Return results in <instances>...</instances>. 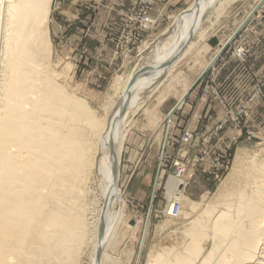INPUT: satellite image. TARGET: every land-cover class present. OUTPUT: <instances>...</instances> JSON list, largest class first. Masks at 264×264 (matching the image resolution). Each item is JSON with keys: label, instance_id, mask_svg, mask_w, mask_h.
<instances>
[{"label": "bare ground", "instance_id": "6f19581e", "mask_svg": "<svg viewBox=\"0 0 264 264\" xmlns=\"http://www.w3.org/2000/svg\"><path fill=\"white\" fill-rule=\"evenodd\" d=\"M235 1L193 0L174 16L151 65L136 79L117 78L116 98L99 116L50 67L52 0H0V264H81L89 249V264H105L108 257L120 264L109 248L125 213L119 179L134 123L130 114L149 91L160 98L172 89L168 83L181 84V74L172 73L192 48V37L205 36L204 18ZM193 84L184 80L175 88L179 106ZM150 118L166 122L162 132L172 125L157 110ZM261 152L250 156L240 148L232 173L209 201L196 202L177 189L171 202L180 205L178 214L185 212L183 201L197 213L180 245L151 253L148 264H264Z\"/></svg>", "mask_w": 264, "mask_h": 264}, {"label": "rangeland", "instance_id": "374dc122", "mask_svg": "<svg viewBox=\"0 0 264 264\" xmlns=\"http://www.w3.org/2000/svg\"><path fill=\"white\" fill-rule=\"evenodd\" d=\"M134 1L108 0V3L116 5L119 10L129 5L125 11H121L123 24L119 33L115 36L108 35V38L113 43L114 50V61L111 67L114 70L109 72H102V69H104L102 66L105 63L101 61L98 56L99 51L96 49L99 46L96 44V37L99 32L92 23V17L97 11L96 8L99 4H106L105 0H52L51 3L48 16L51 44L50 67L59 73V80L69 89L68 91L74 96L84 99L86 104L99 116L106 115L105 105L109 103V98H116L115 80L127 76L136 79L138 75L148 69L153 61L158 43L164 40L168 31L173 27L174 16L187 8L193 0L177 2V6H175L176 1L172 2V5L175 6L173 8L175 11H171V13L165 15V21L159 27L155 23L157 22V18H154L152 12L154 23L144 33L143 41L136 45L131 44L132 52L129 55H124L120 53L121 48L125 47L126 44L122 31L128 22V16L130 15ZM258 1L236 0L222 14L214 12V15L210 14L211 17L207 15L202 22L201 28V32L204 31L205 36L202 38L201 33H196L192 37V48L177 63L172 73L173 75L181 74L179 76L181 84L168 83L167 86H173L172 89L167 94L161 95L160 98H158V91H149L144 95L141 107L135 113L130 114L134 123L128 131L122 154L119 179L120 195L125 202V213L115 239V245L109 248L111 257L120 259V264H148L151 253H157L165 248H177L180 245L183 240V230L188 227L189 222L197 212H191L188 202L183 201L182 205L185 212L177 216L171 213L174 206L172 205L171 198L177 189L182 190L183 195L196 202L209 201L222 182L232 173L235 156L240 148L247 149L250 156L261 151V154L264 153V60H261L260 66L255 67L250 65L255 71L260 68V75L259 77L255 76L256 79L252 91L237 107H233L227 102L217 84L222 71L229 64L231 57H235L241 62H246L252 53L256 51H261L262 53L263 51L264 0L257 8ZM157 2L158 0H155L153 11L157 9ZM165 2L170 3L171 1L165 0ZM250 12L252 13L249 16ZM251 36L252 41L250 42L249 38ZM232 37L233 39L229 42L223 54L220 55L212 66L215 70H212L211 67L209 69L210 72L208 71L202 77L200 83H198L201 87V97H214L223 105L222 118L215 125L216 127L206 134H202V130L197 128L194 138L199 137L198 141H200L201 146L195 157L188 158L189 147H191L189 145H192V143L188 144V146L183 144L185 134L184 123L177 120L176 115L177 111L179 112V110L183 109L188 96L184 97L183 103L179 106L177 100L180 94H178V90L176 89L181 88L184 80L191 82L196 77V74L202 70V66L206 64L203 59L211 51V46H220L223 42L220 47L221 49ZM213 41H217L218 43L213 45ZM205 44L208 48H205ZM240 47L244 50L243 54L237 53ZM214 57L209 61V65L214 62ZM115 62L118 63L117 66L114 65ZM106 66L109 67L111 65ZM250 66L248 65L247 67L249 71L251 70ZM115 68L118 71H115ZM242 79H244L243 82L246 84V87L250 89V78L243 76ZM173 105L176 107L174 116L170 115V111L174 107L166 115L162 114L164 113L162 112L163 108L165 109ZM146 108H149V111L145 114ZM254 108L260 109L261 119L258 121L251 117ZM152 110H157L162 121L165 117H168L172 121V125L168 127L169 129L165 130L166 133L165 131L162 132L163 122H155L150 118ZM239 110H244V115L241 118V123L238 124L232 119H235ZM225 119L227 120L226 122H224ZM252 119L255 126L251 123ZM165 124L166 122L163 125ZM220 125L223 127L219 129ZM178 127L182 130L181 147L179 146V149L176 147L177 144L175 145L174 132ZM226 127H232L231 129L235 130V132L230 138H227V141L216 152L210 153L207 145L212 139L219 136ZM215 129L218 130L214 132ZM212 132L214 133L210 142L204 143L205 137L209 136ZM169 135L171 139L168 140V151L171 158H175V156L182 158L188 165V171L185 172L184 177L178 178L169 170L163 171L158 167L155 175H151L152 179L148 187L151 201L141 200L136 193L129 190L127 185L130 173L127 171V164H125L127 158L126 151L130 144L134 142H144L145 144L149 140V145L152 143L158 145L157 161L161 147ZM228 145H230L227 152L228 161L222 171H220L219 177H216L215 171L211 167L210 157L207 156L204 161H200L201 153L203 154L204 151H207L208 155L213 156ZM207 164L210 165V172L206 170ZM119 207V205L116 206V210ZM181 210L179 206V211ZM135 225L138 226L137 230L131 229ZM203 245L208 248L210 240L205 239ZM89 253L90 249L82 257L81 264H89ZM105 264H116V262L108 257L105 259Z\"/></svg>", "mask_w": 264, "mask_h": 264}, {"label": "crops", "instance_id": "0c3cea01", "mask_svg": "<svg viewBox=\"0 0 264 264\" xmlns=\"http://www.w3.org/2000/svg\"><path fill=\"white\" fill-rule=\"evenodd\" d=\"M169 1L171 2L167 3L165 2V0H158L157 9L153 11L154 18H157V22L155 23L158 27L161 26L165 21V15L171 13V11H175V9L173 8L177 6L176 3L181 1L183 2V0ZM172 2H175V6L172 5ZM105 3L106 4H99V6L96 8L97 11L92 17V23L96 26L99 32L96 37V44H98L99 46L96 47V49L99 51L98 56L100 57L101 61L105 63L102 66V68H104L102 69V72H109L114 70V68H111L112 62L114 61V50L112 45L113 43L108 38V35L115 36L119 33L123 24V16L121 15V11H125L129 7V5L124 9L119 10L116 5L108 3V0H105ZM252 36L249 38L250 42L252 41ZM222 44L223 42L220 44V46H211V51H209L203 59L204 63H206L205 65H207L208 62L212 60V58L218 53ZM262 50V53L261 51L252 53V55L249 56L246 62H241L235 57H231L229 60V64L222 71L217 83L218 88L224 95L227 102L233 107H237V105L242 100L246 99L252 91L254 87L253 84L256 79L255 76L257 75L259 77L261 70H259L260 68H258L255 71L251 66H260L261 60H264V48ZM225 56L227 57V55ZM117 64L118 63L116 62L114 63L115 66H117ZM106 65L111 66L108 67ZM248 65H251L250 71L247 69ZM115 71H118V69L115 68ZM202 71L203 69L196 74V77L192 80V82H195L197 80ZM243 76H248L250 78V89L247 88L246 84L243 82V80L245 79H242ZM222 106L223 105L214 97H201V87L197 85L189 93L183 105V109L179 110V112L177 111V120L183 122L185 128L183 144H186L188 146V144L192 143V145H189L191 147H189L188 158L195 157L199 151V147L201 146L200 141H198L199 137L194 138V135L197 132V128L202 130V134H206L207 132L213 130L214 127H216L215 125L222 118ZM173 107L174 105L165 109L163 108L162 112L164 113L162 114L166 115ZM252 112L253 113L251 114V117L254 120L258 121L259 119H261L260 109L254 108ZM253 119L251 123L253 124V126H255ZM231 128L232 127H226L219 136L212 139L211 142L209 141L210 143L207 142L209 143L207 145V149L210 153L216 152L217 149H219L223 145V143L227 141V138H230L233 135L235 130ZM174 132L176 141L175 145L177 144L176 147L179 149V146L181 147L182 130L178 127V129L174 130ZM148 141L145 144L144 142H134L130 144L128 150L126 151L127 158L125 160V164H127V171L130 173L127 181L129 190L136 193L139 199H145L147 200V202H150L151 195L148 192V187L151 183V175H155L156 171L158 170L156 161L158 145L154 143L149 145ZM206 170L210 172V165L207 164Z\"/></svg>", "mask_w": 264, "mask_h": 264}, {"label": "built area", "instance_id": "2783aa9c", "mask_svg": "<svg viewBox=\"0 0 264 264\" xmlns=\"http://www.w3.org/2000/svg\"><path fill=\"white\" fill-rule=\"evenodd\" d=\"M154 4H155V0H135L134 1L130 15L128 16V22L122 31L123 35L125 36L124 39L126 41V44H125V47L121 48L120 53L124 55H129L132 52L131 44L136 45L137 43H141L143 41L144 33L147 30H149L154 23V19L152 17V12L155 7ZM263 6H264V3H263ZM237 53L243 54L244 53L243 48L240 47L237 50ZM213 69L215 70V68L212 67V70ZM243 115H244V110H239L237 112V116L235 117V119H232V120L235 123L239 124L241 123V118L243 117ZM226 121L227 120L225 119L224 122ZM222 127L223 126L220 125L219 129ZM217 130L218 129H215L214 132H216ZM214 132H212L209 136L205 137L203 141L204 142L210 141L212 139V134ZM169 139H171L170 135L167 137L166 142L162 145L163 148L161 147V150L159 152L158 159H157L158 167L159 169L163 171L169 170L173 175L182 178L186 172L187 163L179 156H175V158H171V155L168 151V140ZM225 147L222 148L219 153H216L213 156L208 155V152L204 151L203 154H201L200 159H199L200 161H204L207 158V156L210 157L211 167L214 169L216 177H219L220 171H222V169L225 167L228 161V158H229L227 155V152L229 150L230 145L225 146ZM179 206L180 205L178 203L174 204L172 208V212H171L174 216L178 215Z\"/></svg>", "mask_w": 264, "mask_h": 264}, {"label": "water", "instance_id": "95a60500", "mask_svg": "<svg viewBox=\"0 0 264 264\" xmlns=\"http://www.w3.org/2000/svg\"><path fill=\"white\" fill-rule=\"evenodd\" d=\"M233 39V37L225 44V45H223L222 46V48L220 49V51L217 53V55L214 57V62L220 57V55L221 54H223V52L225 51V49L227 48V45L229 44V42L231 41ZM217 43V41H213L212 42V44L213 45H215ZM211 68V65H209L206 69H205V71L202 73V75L194 82V84L192 85V87H191V89L189 90V92L192 90V89H194L197 85H198V83H200V81H201V78L203 77V75L204 74H206L208 71H209V69ZM189 92H188V94H189ZM186 97H187V95H186ZM185 97V98H186ZM175 108L173 109V111L171 112V115H173L174 114V112H175Z\"/></svg>", "mask_w": 264, "mask_h": 264}]
</instances>
